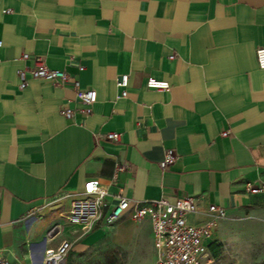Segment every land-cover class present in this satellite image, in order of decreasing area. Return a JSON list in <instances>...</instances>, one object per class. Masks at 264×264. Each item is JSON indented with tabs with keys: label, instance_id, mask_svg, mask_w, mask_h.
<instances>
[{
	"label": "crops",
	"instance_id": "1",
	"mask_svg": "<svg viewBox=\"0 0 264 264\" xmlns=\"http://www.w3.org/2000/svg\"><path fill=\"white\" fill-rule=\"evenodd\" d=\"M0 41V260L38 264L68 242L66 264H86L95 249L144 243L155 264L149 219L126 214L92 230L66 221L91 182L108 191L111 207L118 194L193 197L194 225L210 220L212 205L226 218L264 215V194L246 191L248 182L264 183V70L256 57L264 0H0ZM36 58L70 82L28 77L21 90L18 72ZM149 78L170 90L148 89ZM74 81L97 93L88 116ZM63 108L75 115L63 117ZM110 133L120 140L105 139ZM168 150L177 160L163 171ZM118 163L127 170L114 180Z\"/></svg>",
	"mask_w": 264,
	"mask_h": 264
},
{
	"label": "built area",
	"instance_id": "2",
	"mask_svg": "<svg viewBox=\"0 0 264 264\" xmlns=\"http://www.w3.org/2000/svg\"><path fill=\"white\" fill-rule=\"evenodd\" d=\"M3 47L0 41V49ZM257 63L260 70H264V48L256 53ZM30 56L24 54L22 59L29 60ZM170 59H174L171 57ZM83 69L80 68V71ZM20 89L25 90L28 86V77L42 80L56 87H65L70 82L67 73L50 69L42 59H34V66L18 72ZM130 75H121L117 80V86L124 91L121 98H127ZM73 88L77 100L84 106L82 113L90 115L93 106L97 103V93L93 89L81 90L78 81L73 82ZM147 88L160 92L169 91L170 85L165 81L153 78L147 80ZM75 110L63 108L60 114L69 119L75 115ZM229 133H222V137H228ZM109 141H119L118 133H110L105 136ZM177 156L175 151L168 150L165 153L160 167L166 171L171 167ZM127 170V166L116 164L113 179L116 180L118 173ZM246 191L251 195L264 194V183H246ZM110 195L98 182L87 185L85 196L74 200L70 211L65 216L66 221L75 226H82L86 230H92L96 226L111 227L126 214L143 221L149 219L152 223L154 247L156 250L155 264H214V259L206 244V239L212 234L217 221L225 219L227 214L223 209L215 205L210 206L206 215L207 222L199 225L191 224L188 217L198 213L195 199L186 197L178 199L175 203L166 200L159 201H137L128 199L118 194L115 198L116 205L110 206ZM71 250V244L63 242L58 248L46 251L43 264H66V259ZM0 264H10L8 261L0 260Z\"/></svg>",
	"mask_w": 264,
	"mask_h": 264
},
{
	"label": "rangeland",
	"instance_id": "3",
	"mask_svg": "<svg viewBox=\"0 0 264 264\" xmlns=\"http://www.w3.org/2000/svg\"><path fill=\"white\" fill-rule=\"evenodd\" d=\"M219 221L214 232L219 250L215 264H264V215ZM149 245L143 243L129 251L95 249L86 254V264H153Z\"/></svg>",
	"mask_w": 264,
	"mask_h": 264
},
{
	"label": "trees",
	"instance_id": "4",
	"mask_svg": "<svg viewBox=\"0 0 264 264\" xmlns=\"http://www.w3.org/2000/svg\"><path fill=\"white\" fill-rule=\"evenodd\" d=\"M210 250H211V253L213 254V257L215 259H218L219 258V250H218V247L216 245H213V246H211Z\"/></svg>",
	"mask_w": 264,
	"mask_h": 264
},
{
	"label": "water",
	"instance_id": "5",
	"mask_svg": "<svg viewBox=\"0 0 264 264\" xmlns=\"http://www.w3.org/2000/svg\"><path fill=\"white\" fill-rule=\"evenodd\" d=\"M42 245L44 246L45 245V241L42 243ZM38 264H43V259H41Z\"/></svg>",
	"mask_w": 264,
	"mask_h": 264
}]
</instances>
